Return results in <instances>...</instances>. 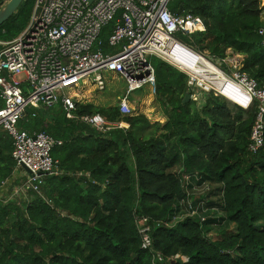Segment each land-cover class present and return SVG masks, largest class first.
<instances>
[{"label":"trees","instance_id":"16d2710c","mask_svg":"<svg viewBox=\"0 0 264 264\" xmlns=\"http://www.w3.org/2000/svg\"><path fill=\"white\" fill-rule=\"evenodd\" d=\"M35 4L25 0L0 26V50L27 27ZM169 10L205 24L204 32L180 35L184 43L215 62L229 51L241 55V71L264 89L261 0H173ZM113 27L107 25L100 37L107 54L115 52L108 47ZM150 61L162 123L72 96L82 88L99 91L88 83L70 92L75 119L67 118L62 103L26 109L18 123L22 131L61 143L52 150L59 173L43 178L40 193L0 199V264H154L157 252L168 259L165 264H264V145L251 151L256 109L214 95L202 108L192 99L185 103L188 77L161 59ZM96 114L128 127L99 131L80 120ZM13 142L0 129V187L19 166ZM212 185L218 200L204 209L224 216L207 218L204 210L190 215L189 201L199 207L190 189ZM182 209L189 216L175 220ZM144 218L152 227L153 251L142 247Z\"/></svg>","mask_w":264,"mask_h":264},{"label":"built area","instance_id":"2783aa9c","mask_svg":"<svg viewBox=\"0 0 264 264\" xmlns=\"http://www.w3.org/2000/svg\"><path fill=\"white\" fill-rule=\"evenodd\" d=\"M173 0H36L27 27L0 50V129L13 138V158L26 166L30 177L15 190V195L33 190L40 193L45 176L59 173V162L52 156L57 144L46 133L30 135L18 123L26 109L51 107L62 103L67 118L75 119L76 100L70 95L82 84L105 90L108 77L117 76L126 83L119 100L122 115L132 113L130 98L146 87L155 88V69L150 58L156 57L174 66L188 77L191 99L203 106L211 96H220L244 110L256 109L251 133V151L264 145V89L242 72L243 57L237 55L215 62L184 43L180 35L192 37L206 30L193 14L174 15ZM264 8V0H261ZM114 23L108 47L100 46L103 29ZM264 34V31H261ZM226 64L228 68H224ZM201 106V107H202ZM78 119V118H77ZM81 121L99 131L128 127L102 115H85ZM204 209V206H201ZM190 215L198 214L189 201ZM205 220V219H203ZM140 226L143 249L152 250L148 218ZM153 251V250H152ZM161 253L153 254L154 264H165Z\"/></svg>","mask_w":264,"mask_h":264},{"label":"rangeland","instance_id":"374dc122","mask_svg":"<svg viewBox=\"0 0 264 264\" xmlns=\"http://www.w3.org/2000/svg\"><path fill=\"white\" fill-rule=\"evenodd\" d=\"M10 0H7L3 6L0 7V10L3 9L6 4ZM263 19H264V11H263ZM237 55L228 54V58H233ZM126 87V83L123 79H113L112 76L108 77V85L107 88L103 91H95V88H82V89H75L76 91L72 92V96L75 97L80 94L81 97H84V101L94 103L95 105L99 107H109L112 105H117L119 103V100L121 96L124 94V88ZM86 92H89V94H86ZM82 93V94H81ZM201 103L199 104V107H201ZM130 107L133 112L135 113H143L145 114L149 120L154 122H163L164 118L163 115L159 112V107L155 103L154 100V94L152 93V90L150 87L143 88L142 90H138L134 92V94L130 98ZM202 108V107H201ZM216 189V185H212L210 187V190H207L204 187H196L194 186L192 189H190L192 199L195 203H197V207L199 211H201L205 214H203L205 217H216L220 218L224 216L222 212H220L219 209H202L201 206L206 207L208 202H216L218 200V197H216L212 191ZM208 215V216H207ZM187 216H189L188 210L182 209L175 220L184 219ZM215 232H213L214 234ZM179 258V256H177ZM175 257V258H177ZM181 257V256H180ZM182 260L186 261L184 257H181Z\"/></svg>","mask_w":264,"mask_h":264},{"label":"crops","instance_id":"0c3cea01","mask_svg":"<svg viewBox=\"0 0 264 264\" xmlns=\"http://www.w3.org/2000/svg\"><path fill=\"white\" fill-rule=\"evenodd\" d=\"M30 177L23 167L18 166L13 174V178L6 181L3 186L0 187V199L10 200L18 195H15L16 188L20 187L26 179ZM20 196V195H19Z\"/></svg>","mask_w":264,"mask_h":264},{"label":"water","instance_id":"95a60500","mask_svg":"<svg viewBox=\"0 0 264 264\" xmlns=\"http://www.w3.org/2000/svg\"><path fill=\"white\" fill-rule=\"evenodd\" d=\"M25 0H10L6 6L0 10V26H2L5 22L10 20L21 8V6L24 4ZM191 101V95H186L184 102H190ZM117 107L119 104L116 105ZM23 168L29 172L31 175L30 170L23 165ZM32 176V175H31Z\"/></svg>","mask_w":264,"mask_h":264}]
</instances>
